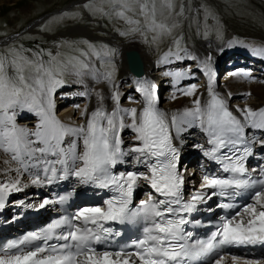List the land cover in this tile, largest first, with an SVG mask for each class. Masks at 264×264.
Masks as SVG:
<instances>
[{
  "label": "snow or ice",
  "instance_id": "obj_1",
  "mask_svg": "<svg viewBox=\"0 0 264 264\" xmlns=\"http://www.w3.org/2000/svg\"><path fill=\"white\" fill-rule=\"evenodd\" d=\"M108 2L117 17L137 25L120 32L121 36L136 32L143 35L139 21L127 15L136 11L129 0ZM133 2L139 4L146 29L153 33V43L171 35L178 26L157 20L156 0ZM166 6L171 14L172 0H167ZM84 8L93 15L102 12L90 3ZM184 14L185 7L181 5L177 15ZM58 19L53 17L40 24V30L47 31V25ZM207 34L206 31L205 37ZM182 40L183 37L175 38L173 47L160 62L164 65L194 62L197 71L207 77L208 99L202 102L203 93L196 84L181 86L184 79L195 78L191 65L185 70L165 71L163 75L171 78L174 89L172 100L194 97L191 107L171 113L158 106L159 86L144 78H134L131 84L142 97L141 108L122 107L117 90L109 97L114 106L108 111L103 92L89 88L87 81L117 87L110 67L116 55L114 49L98 51L85 39L81 43L87 46V51L75 48L79 56L62 58L59 48L62 44L72 46L68 41L54 42L58 49L55 53L39 45L31 49L4 42L5 48L0 51V152L10 156L17 167L0 170L16 172L15 178L0 182V210L12 192L29 185H52L73 178L82 187L107 190L112 195L104 199V206L78 208L38 231L0 245V264H226L229 258L231 264H264V258L225 251L264 246V166L252 170L259 172V178H254L246 168V160L254 154L255 146L264 148V139L246 134L247 129L264 131V107L237 106L234 114L224 97L214 90L212 56L190 52L181 46ZM252 50L264 55V47ZM128 56L130 63H134L135 53ZM93 58L100 61V67ZM229 76L249 79L241 71H233ZM67 78L84 88L79 93L81 97L90 99L94 94L97 98L98 106L91 112L80 105L73 106L83 123H66L57 115L55 95L69 82ZM128 100L139 103L132 96ZM26 118H34L32 127L18 123ZM193 128L204 134L207 143V147L204 144L193 147L228 175L205 172L199 188L185 200L187 169L181 164L175 141L183 143V134ZM125 130L133 134L128 147L122 137ZM129 163L144 171H115L118 165ZM24 175L28 176L27 183H22ZM144 186L150 189L145 193L146 199L134 204L137 189ZM250 190H254L251 202L243 206L236 203L242 193ZM75 191L73 187L55 200L45 198L38 209L66 204ZM217 196L221 198L218 208L240 210L221 217L215 231L201 238L186 226L199 224L190 219L191 214ZM112 225L140 227L141 237L130 242L131 250L96 249V244L108 245L112 238L122 234Z\"/></svg>",
  "mask_w": 264,
  "mask_h": 264
},
{
  "label": "rangeland",
  "instance_id": "obj_2",
  "mask_svg": "<svg viewBox=\"0 0 264 264\" xmlns=\"http://www.w3.org/2000/svg\"><path fill=\"white\" fill-rule=\"evenodd\" d=\"M71 1L10 0L0 6V38L20 33L32 19L43 16L48 12H54V10L56 11L66 6ZM129 2L133 4L136 11L128 12L127 15L133 20L139 21L138 26L143 30V35L136 32L121 36L120 32L128 31L133 27H137V25H130L125 20L117 17L113 5L108 0H85L69 9L56 11L49 15L42 23L52 20L53 17H58L59 19L53 20L51 24H48L47 31H41L38 26L34 31L18 34L19 36L8 44L10 46L22 45L24 48L31 49H36L37 45H39V47L50 49L55 53L58 49L55 47L54 42L68 41L72 46L62 44L59 48L62 58L79 56V52L75 51V48L87 51V46L81 43L85 39L95 45L98 51L114 49L116 55L113 57V63L110 67L114 73L113 82L117 87L112 88L110 84L106 83V90L109 93L118 90L121 96V103L127 102L131 104V107L137 108H139L140 103L137 93L130 90L131 88L128 86L130 82L122 74L123 65L119 59V48L111 37H117L119 42L135 40L142 43L153 58L154 63L159 60L161 55L167 53L166 51L173 47V40L179 37H183L181 46L186 47L192 53H194V50L199 51L206 46L210 48L224 47V45L229 47V39L233 47H237L241 43L243 45L258 43L255 45L256 48L260 44L261 46L264 45V0H172L174 10L171 14H169L166 6L167 0H156L157 20L164 21L169 25L176 23L178 26L173 29L171 35L163 36L155 43L152 42L153 33L146 29L145 19L139 13V4L134 3L133 0H129ZM86 3L92 4L94 8L102 9V12L93 15L84 8ZM181 5L185 7L183 17L177 15ZM64 13H68V15L63 16ZM81 25L90 29V37L71 33L70 29L72 27ZM206 31L208 34L205 37L204 33ZM145 37H147V42ZM202 43L205 46H201ZM4 48L5 45H0V51H3ZM93 59L97 67H100V61ZM188 65V63L179 64L180 67H187ZM153 66L155 67V65ZM226 74L222 72L221 78H224ZM67 79L72 84V79ZM124 82H127L128 85L126 86ZM76 85L78 86V84ZM80 87L82 86L73 88L80 93L82 91ZM60 90L61 88L58 89V91ZM173 91L167 88L163 93L164 95L165 93L172 95ZM58 96L55 95V101ZM76 96L78 99L76 103L83 102L84 97L81 98L78 94ZM129 96L134 97L139 103H131L128 100ZM69 108L70 106L66 107L64 105L59 108L58 104H56L57 115L64 114ZM25 124L28 125L29 123ZM130 133L124 131L122 135L125 139V145L130 143Z\"/></svg>",
  "mask_w": 264,
  "mask_h": 264
},
{
  "label": "bare ground",
  "instance_id": "obj_3",
  "mask_svg": "<svg viewBox=\"0 0 264 264\" xmlns=\"http://www.w3.org/2000/svg\"><path fill=\"white\" fill-rule=\"evenodd\" d=\"M9 1L10 0H0V6H2L3 4H6ZM83 1H85V0H81L77 3H80ZM76 4H74V5H76ZM49 15L44 16V17L39 16V17L32 19L28 23V25L26 26L27 28L25 27L26 29L22 33L36 30V28L38 26H40V24ZM70 31H71V33H73V35L78 34V35H82L84 37H90L91 36L90 35V29L88 27L82 26V25L77 26V27L74 26L70 29ZM18 34H21V33H18ZM18 34H12L10 36L0 38V45H5L4 42H6V41L8 43H10L11 41H13L14 39H16L19 36ZM111 38L114 39V43L119 48V54H120L119 59L122 61V65H123V69H122L123 73L122 74H124L125 79L130 82V83L128 82L129 85L127 84V82L126 83L124 82V83L126 84V86L128 85L131 88L130 90L134 91V88H132V86H131L134 78H144V79L149 80V82H155L159 86L158 91L159 90L163 91V87L164 88L168 87V86L172 87L171 78L164 76L163 73L165 71H168V70H171V71L179 70L177 68L178 63H172V64L164 65L160 62L161 63L160 67L155 68L153 66L154 65L153 58L150 56L149 52L146 50V48L144 47V45L142 43L135 41V40L119 42L117 37H111ZM255 45H257V44H253L252 48H256ZM259 47H264V46L260 45L257 48H259ZM217 51H218V54H217ZM220 51H221V48H218V47H213L210 49H207L206 47H202L199 51H196V54H198L201 57H205V56L210 54L212 56V63L214 61H217V63H219L220 61H218V60L222 55V53H220ZM241 51H244V50H241ZM130 52H132V53L135 52L139 55V58L142 62V72H140V74L130 73V71L128 70L127 55ZM250 52L252 54H254L256 57L258 56V58H262L264 60V55L257 54L253 50ZM234 59L231 62L236 61ZM186 61H188V60H186ZM257 62L258 63L257 64L255 63L254 65L256 67H260L261 62L259 60H257ZM192 63L193 62L191 61V64ZM195 66H196V64L193 63L191 66L192 69H196V68H193ZM190 71L195 74V71H192V70H190ZM233 71L244 72L245 74H247L249 76V79L245 80V79H243V77H231V76H229V73H231ZM199 77H200L199 81L196 82L195 84L198 86V91L200 93H203V96L201 97L202 102H203V101L208 99L207 77L203 74ZM194 79L195 78L184 79L182 81L181 86H188V85L193 84V82H191V81H193ZM87 83H88L89 88H94L96 91H102L103 92L104 97H105L104 104H105L106 108L108 109V111H111L114 105H113L112 100L109 98L111 96V93H109V91L106 90V87H105L106 83L93 84L91 80H88ZM79 86L80 85L77 86L73 82L71 84L69 81L68 87L63 89L65 91H63V96H62V99L60 101L63 103L62 105L66 106V107L70 106V108H69V110L67 109L68 111L64 112V114L62 113L61 115H58V117L66 123L75 122V123L79 124V123L84 122L80 119V113L74 109V107H73L74 104L80 105L81 109L87 108L89 112H91L95 107L98 106V101H97V98L95 97L94 94L92 95V97L90 99L84 98L83 102L76 103L77 102L76 100H78L76 95L77 94L79 95V92L75 91V89L73 87H79ZM213 87L217 93H219L222 97H224L229 109L232 110L234 112V114H236L235 109L237 106H239L241 108L248 106V107H251L253 109H259L261 107H264V71L263 70L262 71H244V70L232 67L229 70V72L224 76V78L216 79V82L213 80ZM80 88H82V91H84L83 87H80ZM126 88H128V87H126ZM229 93H231L230 97L228 95ZM79 97H81V96L79 95ZM161 97H162L161 100H163V101H162V104H158V106L162 110L167 111L169 113L176 111V110H182L185 107H191L192 106L191 100L194 99V97L190 98V97L181 96L176 100H171V95L170 94L164 95L163 92L161 93ZM137 98H138V101L140 102L139 108H141L143 106V101H142V97L140 96L139 93H137ZM60 106H61V104L58 105L59 108H60ZM121 106L125 107V108H130L131 104L126 102V103H121ZM18 123L21 125H26L25 123H29L26 126L32 127L35 123V120H34V118L20 119L18 121ZM125 132L130 133V130H125ZM123 133H122V135H123ZM246 133L249 137L255 136L257 138L264 139V131L247 129ZM129 135L131 138V136L133 134L130 133ZM190 138L196 139V140H192L194 145H195L196 141L198 140V143L204 144L207 147L206 138H205L204 134L198 128H193V129H190L189 131H187L186 133L183 134V143H180L179 141H175L179 150L182 147H184V144L186 142L191 141ZM124 146L128 147V146H130V143L126 144ZM180 152H181V150H180ZM5 161H8V163H6ZM120 166L121 165H118L117 168L119 170H122V171H144V169H142V168H139V169L134 168L131 163H129L127 165H122V167H120ZM16 167H17L16 163L12 162L10 160V156L0 152V170H6L9 168L15 169ZM15 176H16L15 171H9V172L0 171V182L5 181L9 178H15ZM21 179H22V183L28 182V176L27 175H24ZM71 181H73L74 183H77V181L74 178L70 179V180H66L64 182H71ZM53 184H55V183H53ZM50 186L51 185H45V186L29 185L28 187L22 188L21 191L13 192V193H20V192L26 193L28 191H34V190H29V189L34 188V187H39V190H40V189H45L47 187L50 188ZM45 194L46 193H44V195ZM33 195L35 196L36 194H33ZM15 197H18V195L14 196V198ZM87 206H92V204H88Z\"/></svg>",
  "mask_w": 264,
  "mask_h": 264
},
{
  "label": "water",
  "instance_id": "obj_4",
  "mask_svg": "<svg viewBox=\"0 0 264 264\" xmlns=\"http://www.w3.org/2000/svg\"><path fill=\"white\" fill-rule=\"evenodd\" d=\"M79 1H81V0H73V1H71V3L67 4L66 6H64V7L60 8V9H58V11L63 10V9H68L72 5H74L75 3L79 2ZM47 15H48V13L43 15V17L47 16ZM26 28H23L20 31V33H22ZM133 53H135V52H133ZM127 67H128V69H129V71L131 73L140 74V72H142V62H141V60L139 58V55L137 53H135V61H134V63H130L129 56L127 55Z\"/></svg>",
  "mask_w": 264,
  "mask_h": 264
}]
</instances>
